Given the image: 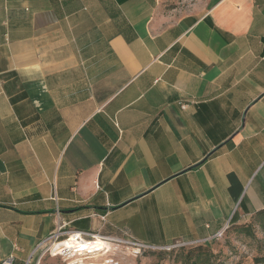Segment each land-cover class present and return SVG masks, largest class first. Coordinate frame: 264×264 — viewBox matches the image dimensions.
Instances as JSON below:
<instances>
[{
	"label": "crops",
	"instance_id": "obj_1",
	"mask_svg": "<svg viewBox=\"0 0 264 264\" xmlns=\"http://www.w3.org/2000/svg\"><path fill=\"white\" fill-rule=\"evenodd\" d=\"M262 210L264 0H0V261L62 223L164 249Z\"/></svg>",
	"mask_w": 264,
	"mask_h": 264
},
{
	"label": "built area",
	"instance_id": "obj_2",
	"mask_svg": "<svg viewBox=\"0 0 264 264\" xmlns=\"http://www.w3.org/2000/svg\"><path fill=\"white\" fill-rule=\"evenodd\" d=\"M150 249L155 248L128 238L67 230L62 223L36 246L34 254L38 255L36 264H41L48 255L59 257L62 264H126L128 258ZM15 260L11 255L0 264H15Z\"/></svg>",
	"mask_w": 264,
	"mask_h": 264
},
{
	"label": "rangeland",
	"instance_id": "obj_3",
	"mask_svg": "<svg viewBox=\"0 0 264 264\" xmlns=\"http://www.w3.org/2000/svg\"><path fill=\"white\" fill-rule=\"evenodd\" d=\"M161 7L169 12L186 10L193 7L199 0H157ZM254 224L255 238L241 234L235 230L234 225L213 241L210 245L218 257L226 260L228 264H251L264 247V230L250 218L247 224ZM196 244L173 245L164 249H150L143 251L138 256L132 257L129 264H183L187 250Z\"/></svg>",
	"mask_w": 264,
	"mask_h": 264
},
{
	"label": "trees",
	"instance_id": "obj_4",
	"mask_svg": "<svg viewBox=\"0 0 264 264\" xmlns=\"http://www.w3.org/2000/svg\"><path fill=\"white\" fill-rule=\"evenodd\" d=\"M255 222L264 230V210L259 211L253 215ZM251 217V218H252ZM235 230L241 234H245L248 237L255 238V232L253 230L254 224H234ZM130 261V260H129ZM128 261V262H129ZM183 264H228L226 260H222L216 254V251L212 249V246L207 244H196L187 250ZM237 264H240L238 262ZM251 264H264V247L260 249V252L251 260Z\"/></svg>",
	"mask_w": 264,
	"mask_h": 264
}]
</instances>
